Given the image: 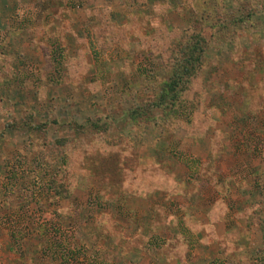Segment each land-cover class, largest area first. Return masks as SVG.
I'll list each match as a JSON object with an SVG mask.
<instances>
[{
  "label": "rangeland",
  "instance_id": "rangeland-1",
  "mask_svg": "<svg viewBox=\"0 0 264 264\" xmlns=\"http://www.w3.org/2000/svg\"><path fill=\"white\" fill-rule=\"evenodd\" d=\"M191 1L0 0V264H264V17L205 30L178 114L131 115Z\"/></svg>",
  "mask_w": 264,
  "mask_h": 264
},
{
  "label": "trees",
  "instance_id": "trees-1",
  "mask_svg": "<svg viewBox=\"0 0 264 264\" xmlns=\"http://www.w3.org/2000/svg\"><path fill=\"white\" fill-rule=\"evenodd\" d=\"M135 1L140 5L145 3V0ZM189 1L187 0V2ZM236 1L237 4L235 3ZM171 4V1L167 3L170 6ZM188 5L193 8L191 9L187 28L178 31L177 38L171 40V43L160 51L164 60V67L155 77L149 75H141L140 77V84L146 87H154V93L148 101H141L140 105H137L131 111L134 120L145 115H152L153 119H158L153 114V110L162 108L165 110V118H161L159 122H165L169 116L178 114L180 109H182L183 99L188 91L198 86L197 83L201 82L210 40L205 34L207 28H212L214 35L219 33L220 37L229 40L227 34L223 35L224 29L232 31L238 28L246 29L247 27L258 26L255 18H259L260 14L264 17L263 10H257L255 5L245 0H197V4L191 1ZM109 23L110 21L103 22L101 31L97 34L98 42L103 50H106L111 45V41H107L103 37ZM110 26H112V23ZM112 27L115 31V36L112 40L116 41L121 47L126 48L127 36L124 34V30L116 28V25ZM140 37L144 41L141 44V50L145 52L151 48L152 44L149 43L151 40L144 34H140ZM45 164L51 166L47 160ZM66 165H68V160H66ZM52 170L53 172L50 173L51 181L55 185L58 184L57 191L59 189L63 190L61 181L67 167L55 170L53 168ZM6 201L9 206L14 204L10 193L6 195ZM19 202L18 200V205L20 206Z\"/></svg>",
  "mask_w": 264,
  "mask_h": 264
}]
</instances>
